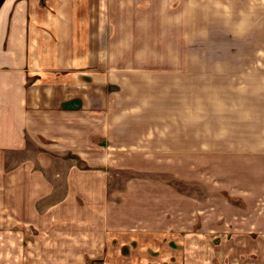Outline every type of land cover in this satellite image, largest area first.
Masks as SVG:
<instances>
[{
    "label": "rangeland",
    "instance_id": "obj_1",
    "mask_svg": "<svg viewBox=\"0 0 264 264\" xmlns=\"http://www.w3.org/2000/svg\"><path fill=\"white\" fill-rule=\"evenodd\" d=\"M178 1L160 38L150 28L149 50L118 51L119 63L128 65L119 66L124 78L109 87L118 103L117 145L101 141L92 153L103 155L99 160L75 161L69 153V160L50 163L55 187L39 199V224L15 227L22 253L36 254H22L17 264H264V179L237 156H226L222 169L216 156L205 162L212 137L206 120L220 139L222 114L226 147L244 158L253 146L264 156V0H197L191 11ZM223 98L232 101L224 113ZM190 111L199 148L192 167L187 154L174 153L177 117ZM182 125L179 137L190 126ZM76 165L99 172L73 178L78 193H66V174ZM98 173L106 181L102 192ZM188 195L194 200L186 202ZM49 201L60 204L47 212ZM110 231L127 242L116 238L101 261L88 256L86 236Z\"/></svg>",
    "mask_w": 264,
    "mask_h": 264
},
{
    "label": "crops",
    "instance_id": "obj_2",
    "mask_svg": "<svg viewBox=\"0 0 264 264\" xmlns=\"http://www.w3.org/2000/svg\"><path fill=\"white\" fill-rule=\"evenodd\" d=\"M176 2L3 1L0 6V264H17V257L35 253H22L20 234L15 227L39 224V199L51 195L55 187L54 179L48 173L50 163L58 157L69 160V153L75 154V161L99 160L103 155L96 157L92 153L102 147L101 141L108 139L110 145H117L112 140L113 129H117L118 103L113 94L115 92L109 87L124 78L120 76L119 66L128 65L119 63L118 51L134 48L149 50L150 28L156 26L160 38L159 31L166 24L164 18L167 15L171 17L167 12L177 6ZM178 2L181 4L179 9L186 11H191L197 4V0ZM155 17L157 21L151 22V18ZM231 102L223 98V113ZM234 103L237 107L238 102ZM205 112L210 115L209 111ZM189 113L185 117L180 112L177 117L179 122L176 125L182 129V123L190 124V130H182L183 134L180 131V137L179 128L175 130L174 153L187 154L192 159L187 161L192 167L197 161L199 148L192 141V134H196L188 121L187 117L190 120L192 116L191 111ZM222 115L220 139L213 137L215 124L211 117L206 120L205 131L209 130L212 137L206 142L205 162L216 156L215 160L221 162L222 169L226 156H237L253 163L254 173L264 179V156L259 155L260 150L255 152L253 146L247 147L242 158L241 153L234 155L226 147L228 140L225 136V117L223 115L222 118ZM258 124L252 127L257 130ZM259 129V134L263 135L264 129ZM214 139L217 140V150H214ZM123 145L130 144L126 142ZM260 145H263L261 154H264V144ZM176 159L183 162L181 158ZM94 172L99 171L77 165L71 167L66 174V193H78L73 178H94ZM248 172L243 175L251 180L254 173L251 170ZM96 177L98 191L102 192L106 181L102 183L100 173ZM262 188L264 190V184ZM184 199L186 202L187 199H191L190 202L194 200L189 195ZM58 204L60 202L49 201L44 208L48 212ZM49 224L52 225V222ZM1 227H8L13 237H6L5 229ZM106 233L86 236L91 246L88 256L101 261L107 256L106 247L113 246L116 238L127 242L112 231ZM128 240L131 241V237ZM86 255L84 250L81 256L86 258Z\"/></svg>",
    "mask_w": 264,
    "mask_h": 264
},
{
    "label": "water",
    "instance_id": "obj_3",
    "mask_svg": "<svg viewBox=\"0 0 264 264\" xmlns=\"http://www.w3.org/2000/svg\"><path fill=\"white\" fill-rule=\"evenodd\" d=\"M3 1H4V0H0V6H1V4L3 3Z\"/></svg>",
    "mask_w": 264,
    "mask_h": 264
}]
</instances>
